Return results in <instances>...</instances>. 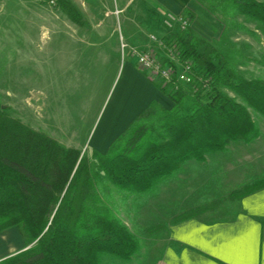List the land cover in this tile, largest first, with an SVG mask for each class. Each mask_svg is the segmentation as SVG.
<instances>
[{"label": "trees", "instance_id": "obj_1", "mask_svg": "<svg viewBox=\"0 0 264 264\" xmlns=\"http://www.w3.org/2000/svg\"><path fill=\"white\" fill-rule=\"evenodd\" d=\"M194 1L206 4L211 13L245 17L264 29V2ZM54 9L72 23H82L70 0H56ZM183 16L189 24L195 20L191 11ZM176 37L181 54L207 80V87L197 83L195 90L194 81L177 89L157 85L171 106L149 104L104 154L92 151L91 160L12 118L0 103V233L17 227L26 246L33 244L0 264H100L102 256L127 262L136 254L138 241L115 214L109 201L112 190L151 193L185 163L205 162L207 155L222 152L230 143L250 144L260 137L250 111L264 118V80L245 79L225 53L195 37L191 28ZM263 188L264 178L227 199L239 201ZM218 203L200 206L183 219L214 210ZM164 229L157 225L145 234Z\"/></svg>", "mask_w": 264, "mask_h": 264}, {"label": "rangeland", "instance_id": "obj_2", "mask_svg": "<svg viewBox=\"0 0 264 264\" xmlns=\"http://www.w3.org/2000/svg\"><path fill=\"white\" fill-rule=\"evenodd\" d=\"M46 1L0 0V103L9 109L12 118L65 147L78 149L91 160L93 144L89 143L97 140L117 99L120 75L128 61L127 49L121 50V44L118 45L117 71L112 52L107 55L111 63L107 69L99 65L101 57H91L92 52L79 58L60 54L51 60L47 49L51 54L53 48L56 52L66 44L51 40L47 47V30L56 33L66 15ZM74 1L78 4L80 0ZM111 1L113 5L117 1L121 7L127 0ZM139 1L132 0L127 15L134 13ZM197 4L209 14V20L203 22L207 20L213 26L210 43L231 59L245 79L264 80L263 27L245 17L211 13L206 4ZM123 17H115L120 31H125ZM197 22L201 23L200 19ZM72 48L89 49L79 44ZM69 59H76L77 63L69 67ZM226 93L239 101L232 93ZM250 114L260 129V137L254 142L230 143L222 152L206 156L205 162L185 163L178 172L158 182L151 193L137 195L112 190L110 204L137 239L138 250L127 262L102 256L100 264H156L159 247L167 237V226L207 203L219 202L214 215H207V219L230 218L238 201H229L228 195L264 178V118L253 111ZM157 225H164L165 229L152 236L145 234L146 229ZM0 235L6 237L5 242L0 239V261L33 245L26 246L27 240L17 227Z\"/></svg>", "mask_w": 264, "mask_h": 264}, {"label": "crops", "instance_id": "obj_3", "mask_svg": "<svg viewBox=\"0 0 264 264\" xmlns=\"http://www.w3.org/2000/svg\"><path fill=\"white\" fill-rule=\"evenodd\" d=\"M70 1L79 11L82 23L74 24L65 16L62 18V28L57 29L56 33L47 30V47L51 40L66 44L56 52L53 48L51 54L47 49V57L54 60L61 54L79 58L86 52H92L91 57H101L99 65L107 69L111 64L107 55L112 52L115 54L112 62L114 71H117L118 45L121 44V50L127 49L128 61L120 75L121 86L117 99L107 114V122L97 140L89 143L93 144V151L104 154L109 144L149 104L157 102L167 108L171 106L157 89L161 80L136 70L133 58L134 52L157 49L150 36L154 35L158 39L173 36V32L163 27L166 14L191 11L195 15V20L190 24L193 35L208 42L213 40V26L211 28L207 22V11L194 0H140L131 16L127 13L133 5L132 0H127L121 7L117 1L113 5L111 0H85V3L80 0L78 4L74 0ZM120 15L124 16L126 22L125 31H120L115 23V17L119 18ZM198 19L201 23L197 22ZM204 19H207L206 22H203ZM73 44L89 49H74ZM158 53L162 55L160 51ZM75 60L67 61L69 67L77 63ZM48 62L47 58V65ZM206 212L167 226V237L159 247L156 264H264V188L239 200L230 218L207 219V215H212L216 210ZM0 239L5 242L6 237L0 235Z\"/></svg>", "mask_w": 264, "mask_h": 264}, {"label": "built area", "instance_id": "obj_4", "mask_svg": "<svg viewBox=\"0 0 264 264\" xmlns=\"http://www.w3.org/2000/svg\"><path fill=\"white\" fill-rule=\"evenodd\" d=\"M47 4L54 8L56 0H47ZM163 27L173 32V36L166 39H158L150 36L157 49H148L141 52H134L133 58L135 67L141 73L154 76L162 81L164 85H172L175 89L179 86H187L194 81V89L197 90V83L207 87V80L203 81L193 70V63L181 54L180 44L176 36L184 35L190 24L183 14L167 13L163 20ZM162 55H159L158 52ZM196 81V82H195Z\"/></svg>", "mask_w": 264, "mask_h": 264}, {"label": "water", "instance_id": "obj_5", "mask_svg": "<svg viewBox=\"0 0 264 264\" xmlns=\"http://www.w3.org/2000/svg\"><path fill=\"white\" fill-rule=\"evenodd\" d=\"M31 246H28L27 248H25L24 250H22V251H25V250H27V249H29ZM19 253V252H18ZM8 257H12V256H8ZM5 259V258H4Z\"/></svg>", "mask_w": 264, "mask_h": 264}]
</instances>
